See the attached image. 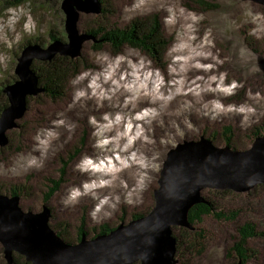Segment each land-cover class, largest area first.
I'll return each mask as SVG.
<instances>
[{
	"label": "rangeland",
	"instance_id": "1",
	"mask_svg": "<svg viewBox=\"0 0 264 264\" xmlns=\"http://www.w3.org/2000/svg\"><path fill=\"white\" fill-rule=\"evenodd\" d=\"M153 1L155 2L153 3ZM153 1L151 0L147 4L145 0H103V13L86 14L78 12L76 28L79 34L85 30L87 31V29L97 28V26L101 28L100 30L105 31L114 27L125 28L135 18L156 16L163 29L162 37L167 42L166 52L160 62L151 60L147 55L137 50L125 48L121 54L114 55L107 46L99 48L100 45L96 41H83L80 45L79 56L71 58L73 62H76L74 65L77 68V74L70 80L63 97L57 100H49L39 94L32 97L31 101L28 99L29 104L27 103L28 109L25 115L17 120V128L6 132L8 144L0 147V192L10 196L12 190L18 191L20 206L26 211L40 212L42 207L46 206L51 213L49 225L55 232H60L69 243L78 242L77 237L80 229L87 234H92L93 232H98L100 227L104 225L115 228L121 223H129L133 220V215L149 213L154 206L153 192L158 188L157 182L160 177V172H150L147 175L148 181L143 184V190L138 197L136 196L133 200H130V193L125 190L124 199H122L123 196L120 193L121 201L111 202L109 209L102 213H99L100 210L94 211V208L101 198L109 197L113 193V187L103 186L96 188V190L102 191V196L98 195L95 200L81 195L77 205L75 204V206L73 205L72 208H69L67 206L69 202L67 197L72 188H81L84 183L99 180H110L111 184L115 179V174H117V172H114L107 179L106 176L108 174L102 171L89 172L94 178L92 177L89 181L85 179L78 184L77 173L79 174V172H76L78 169L77 165L85 156L98 161L102 167L106 160L111 163L120 161V153L116 152L112 153V157L104 156L102 158L99 154L104 152V149H97L95 146L97 139L89 140L90 138H85L83 132L85 114L87 115L84 110L92 108V115H94L98 108L100 109L105 105V102L102 99L92 102L84 98L77 104L75 101L79 102V100L75 97V93L80 90L86 92L85 88L87 86L90 87L94 76L97 77L96 83L98 84L99 77L103 78L104 74L107 73L110 77L116 74L123 67L122 60H126L128 65L132 64L131 58L138 62L139 65L136 67H139V69L146 65L148 67L146 72L159 70L164 81L163 89L165 94L170 92L171 89L173 91V84L177 81L176 78L171 76L177 70L175 63L186 60L174 58L189 57L175 55L179 51L178 45L183 43L187 48L191 46L190 42L189 44L186 42L185 29L188 24L184 23L182 16H186V18L193 21L194 34L192 37L200 39L201 36L208 35V43L213 53H224L223 57L219 58L218 56L216 68L220 69L219 82L222 83L225 95L222 101L213 102V104H219V108L225 109L224 111L227 113L216 117L212 115L210 123L206 122L197 125L195 127L197 130L191 136L174 142L169 148L167 155L184 141L198 142L201 137L210 140L215 147L224 148L226 147V136L235 150L245 151L252 147L256 139L252 135L253 130L259 132L257 137L264 134V110L251 118H237L231 114L234 111L241 112L240 109L247 111L248 105L245 103L251 94L257 97L264 96V61H261L264 60V6L254 0ZM43 2L45 0H35L31 6L25 5L35 21L36 28L34 32L24 34L20 30V24H17L16 28L20 35L18 42L12 43L10 47H5L3 41H0V87L4 86L6 81H11L13 77L17 80L14 69L17 64V58L22 51L20 47L27 41H36V44L44 48L51 43L50 36L52 35L61 38L63 42H67L64 32L65 17L60 8L61 0H50V4L39 10L38 8ZM205 3L208 5H205ZM139 6L141 7L138 8ZM35 9L38 10V13L35 12ZM168 9H171L175 14V22L173 24L164 22V18L169 14ZM192 15L198 17V19L193 20ZM6 18V12H0V22H3ZM197 28L200 30L198 31ZM209 32L214 33L213 36H210ZM7 36L9 40L12 39V33H8ZM244 53L245 59L243 63L233 65L232 60ZM56 57L63 56L57 55L54 58ZM85 57L89 58L85 60ZM117 57L121 59L117 61ZM227 62H229L230 66L227 67V70H224L223 67ZM241 66H247L248 68L244 76H241ZM181 71L184 72L183 65L181 66ZM84 73H87V75L82 76ZM119 75L120 79L121 77L125 78V74ZM80 76L82 78L76 79ZM74 80L75 83H73ZM120 85L117 83L115 90H118ZM236 87L238 88L236 89ZM240 87L243 88L240 89ZM111 89L113 90V88ZM252 89L255 90L254 93L251 92ZM100 91H103V88ZM68 95L70 98L67 99ZM107 96L110 97V95ZM125 96L122 97L123 101ZM244 96L247 97L246 100L242 99ZM64 98H66L67 103H64ZM106 102L110 103L109 101ZM63 104L67 105L61 107ZM157 105L166 106L167 104L158 101ZM135 108L139 112L142 109H148L141 104L135 105ZM159 109L160 107L157 108L158 112ZM254 109L255 107H248L250 112ZM46 110H54L64 115V119L61 122L64 124L62 127L68 130L66 131L67 135L63 138L60 137L59 140L51 145L46 153L45 164L42 163L40 169H29L31 171L19 172L18 164L20 162L18 163V161L26 153L24 144L31 138L38 140L43 134H48V131H50L42 124V118ZM101 115L103 116L104 114L101 113ZM150 119L149 121L153 122V119ZM194 119L198 120L201 118L196 117ZM147 125L151 130L154 127V123ZM226 128L231 129L230 136L226 134ZM128 129L127 125L126 130ZM87 132L91 136L88 129ZM106 132L110 133V131ZM224 132L225 136L223 135ZM113 133L115 134V136H112L114 138L113 141L116 142L120 138L119 133H116L115 130H113ZM47 142L44 144L45 146ZM114 145H118V143ZM41 155H44L43 151ZM119 176H117V179L125 186L124 181L120 179L122 177ZM59 182L61 184L58 190L51 194L49 201L44 203L50 191L53 187L55 188V183ZM208 190L212 191L211 189H206L202 191V195L210 196L212 193L207 192ZM95 193L96 191L92 195L95 196ZM249 193L250 191L237 193L240 194L239 196L215 197V201H219L217 205L220 209L228 211L242 207L243 212L232 223L217 221L210 216L204 217L202 223L195 227V230L204 232L203 243H200L205 249L203 254L200 256L188 255L186 251H182L178 246L176 264H233V258L227 252L235 240V228L249 221L255 224L259 231L264 232V190L256 189L254 192ZM248 247L257 250V254L247 264H264V239L250 240ZM1 262L5 263L3 255L2 257L0 255V264Z\"/></svg>",
	"mask_w": 264,
	"mask_h": 264
},
{
	"label": "water",
	"instance_id": "2",
	"mask_svg": "<svg viewBox=\"0 0 264 264\" xmlns=\"http://www.w3.org/2000/svg\"><path fill=\"white\" fill-rule=\"evenodd\" d=\"M254 1L264 6V0ZM60 8L67 42L54 41L44 48L25 46L14 69L17 80L3 88L8 106L0 112V147L8 144L6 132L17 128V120L25 115L28 98L42 92L32 62L50 61L56 55L78 57L81 43L89 40L76 28L78 12L100 13L101 4L98 0H61ZM157 183L149 213L106 234L81 235L77 243L56 234L46 206L40 212L26 211L19 197L0 193V246L6 264L13 263L14 254L31 264H176L172 228H193L188 213L195 204L205 203L202 191L246 193L264 186V134L245 151L215 147L204 137L198 142L184 141L168 153Z\"/></svg>",
	"mask_w": 264,
	"mask_h": 264
},
{
	"label": "bare ground",
	"instance_id": "3",
	"mask_svg": "<svg viewBox=\"0 0 264 264\" xmlns=\"http://www.w3.org/2000/svg\"><path fill=\"white\" fill-rule=\"evenodd\" d=\"M153 1V0H152ZM151 0H145V3H149ZM155 1H153L154 3ZM139 6L138 8H140ZM120 14V13H119ZM125 15V14H124ZM181 19V18H180ZM179 19V20H180ZM182 19L184 23L188 24L186 25L185 34L187 36L186 42L191 44L190 47H185L183 49L179 48V51L175 53L176 56H189L184 61H178L175 63V67H177V70L172 77L176 78L177 81L173 84V88L175 90V87L177 86V82L179 81L180 84V92L174 94V97L171 101L166 102V106H158L157 102H150V97L148 96H140L139 99H137L134 103H130L127 106L124 105L122 97L124 95L130 96L131 93L124 91L122 85L126 84L131 80V74L133 67H136L138 62L134 59H132V64H126V60H122V68L114 75H111L110 79L104 81L103 78L99 77L98 84H100L99 88L93 89L92 87H86L85 88V95L81 98H78L79 102H76L77 104L80 103L81 100L84 98H87L91 100L92 102L95 100L97 102L99 99H102L105 102V105L102 108H98L94 115H92V108H86L84 110L85 113V121H84V127L83 132L85 135V138H90L89 140H96L97 137L93 134L96 128V125H94L90 118L95 119L97 122H102V115L103 114H115L117 112L123 113L126 116H130L132 113L139 112L138 109L135 108V105L141 104L144 105L146 108H159V115L156 116L153 119V122L149 121L148 123H145L144 121H137V120H131V128L126 130V126L129 124L128 120H122L118 124H116L111 130L110 133L103 132L101 135H106L109 137H112L115 134L113 133V130H115L116 133H125L126 135H135L136 132V124L141 125L142 132L139 136H136V138L132 141L130 145L127 146L125 151L122 152H116L120 153V161L116 162L113 161V165H119L120 170L116 171L117 174L114 177L115 179L111 182V186L107 187H113L114 191L112 194L109 195L108 203L104 204L100 208V212L106 211L110 207V203L114 201H121L120 199V193L122 194L123 198L125 197L126 193L125 190L129 191L130 200H133L134 197H138L142 190H143V184L147 183L148 177L147 175L151 172H160L163 164L165 162V158L167 155V152L169 148L172 146L174 142H177L180 139L188 138L191 136L197 129L195 128L200 123H210L212 115L219 116L223 115L227 112H225L223 108H216L213 102H220L223 100L225 91L222 89V83H220V69L216 68L217 65V58L224 56V53H213L212 48L210 47L208 43L209 36L204 35L199 38L192 37L194 34V26L193 21L189 18H186V16H182ZM200 28V27H199ZM198 29V31L201 29ZM244 32V31H242ZM204 33L207 34L206 31ZM214 33L209 32V35L213 36ZM191 37V39H190ZM218 37V36H217ZM204 53V55H196V53ZM193 54V55H192ZM215 54V55H214ZM216 56V57H215ZM133 57V56H129ZM89 57H85V60ZM245 59V53L237 56L235 60H232L233 65L236 63L242 64ZM251 59V58H249ZM116 65V62H115ZM174 65V64H173ZM183 65L184 72L181 71V66ZM229 62L223 67L224 70H227V67H229ZM241 76H244L245 73L248 71L247 66H241ZM148 70V67L145 65V67L140 68V71L146 72ZM119 74H125V78L120 79ZM139 74V73H137ZM183 79V80H182ZM112 80H116L117 83L120 85V88L118 90H115V85L111 84ZM182 80V81H181ZM164 87V86H163ZM163 87L160 88V92L165 94V91ZM103 88V91H100ZM113 88V90L111 89ZM238 87H236L237 89ZM243 87H240L242 89ZM173 90V91H174ZM171 89V92H173ZM243 91V90H242ZM254 89L251 90V92L254 93ZM113 92V93H112ZM93 93V94H91ZM99 93H103V95H98ZM110 95V98H103V96ZM250 95V94H249ZM67 99L70 98L68 95L66 97ZM66 98H64V103H67ZM242 99H247L246 96ZM71 100V99H70ZM90 101V102H91ZM109 101L110 103L106 102ZM72 102V100H71ZM162 102V101H161ZM248 107H255V109L250 112L248 111V107L246 108L247 111H241V112H232L231 114L236 116L237 118H243V117H253L264 110V96L257 97L253 96L251 94L246 103ZM67 104H63L61 107L66 106ZM100 112V113H99ZM69 113V112H68ZM67 113V114H68ZM94 116V117H93ZM200 117L201 119L195 120L194 118ZM66 118V117H65ZM64 119V115H61L60 113L54 111V110H46L45 114L42 118L43 125L46 129L50 130L48 132L53 133L54 135L49 134H43L40 139L31 138L29 141H27L24 144V149L26 150V153L23 157H21L18 161V171L19 172H28L31 171L29 169H40L42 163L45 164V158L46 153L48 149H50L51 145L54 144L57 140H59L60 137H64L67 135L66 129H64L62 126L61 120ZM149 120L150 118H146ZM152 119V118H151ZM150 119V120H151ZM60 121V122H59ZM154 123V127H152V130L149 128L147 124ZM69 124V123H68ZM117 128V129H116ZM87 129L90 131V135H88ZM117 130V131H116ZM39 140H45L47 142V145L40 144ZM123 145L125 143V140L122 138H119L116 142L113 141V143H110L108 145H105L103 147H100L97 149H104V152L98 153L102 158L104 156L112 157V153L114 151V144ZM26 146V148H25ZM42 151L44 155L42 156ZM135 154L134 159H129V156ZM122 157V158H121ZM35 159L36 163L32 166H28L27 162L31 159ZM121 161L123 164H121ZM155 163V164H154ZM127 165V166H124ZM78 170V169H77ZM79 183L83 180L89 181L92 176L89 172H81L77 171ZM75 173V172H74ZM90 174V175H89ZM120 175V176H119ZM122 175V176H121ZM117 176L122 177V179L125 183V186L120 183V181L117 179ZM107 179H109V175L106 176ZM108 189V188H106ZM95 196L92 195L93 192H95ZM126 191V192H127ZM119 196H115V195ZM125 194V195H124ZM102 196L101 190L93 189L88 194H84L82 196L84 197H91V200H95L97 196ZM118 197L117 200L115 199ZM80 199V196L77 197L74 201H69L67 206L69 208H72L73 205H77L78 200ZM115 199V200H113Z\"/></svg>",
	"mask_w": 264,
	"mask_h": 264
},
{
	"label": "trees",
	"instance_id": "4",
	"mask_svg": "<svg viewBox=\"0 0 264 264\" xmlns=\"http://www.w3.org/2000/svg\"><path fill=\"white\" fill-rule=\"evenodd\" d=\"M34 1L35 0H0V12L3 13L7 8H15L18 5L31 6ZM98 1L101 4L100 13H103V0ZM50 3V0H45V2H43V4H41L38 9L42 10L45 5ZM205 5L208 4L205 3ZM35 12L38 13V10H36ZM100 29L101 28L97 26V28L94 27L87 29V31L85 30L81 34L89 37V40L91 41H96L100 45L99 48L103 46L109 47L114 55H119L125 48H129L144 53L151 60L160 62L164 57L167 49V42L164 41L162 37L163 29L159 24L158 18L156 16L135 18L128 24V26H125V28L114 27L109 28L105 31ZM54 41L63 42L61 38L51 35L50 42ZM36 43V41L29 40L23 46H21L20 49H23L28 45H37ZM74 64H76V62H73L71 58L69 59V57L66 56L56 57L46 62L33 61L31 69L37 78L38 86L42 89V92L40 94L49 100H57L60 97L62 98L70 80L77 74V68ZM15 81L16 78L13 77L11 81H6L5 85L0 87V112L8 106V101L5 94L3 93V88ZM28 99L29 101H31L33 98L29 97ZM226 134L228 136L231 135L230 128H226ZM223 135L225 136V132L223 133ZM252 135L253 137H257L259 135V132L253 130ZM225 138L227 139L225 141L226 147L235 149L234 147H232V144H230L229 138L226 136ZM60 184L61 182L55 183V188L53 187V189L50 191L47 198L44 200V203L49 201V199L51 198V194L58 190ZM256 189L264 190V186H256L250 191V193L254 192V190ZM207 192L212 194H210V196H204L205 203L195 204L189 210L188 222L193 228L191 230L184 227L172 228V235L176 238L177 242L175 253L176 259L178 256V246L180 247V249H182V251H186V254L188 255L200 256L203 254L205 249L200 243H203L204 232L201 230H195V227L202 223L204 217L210 216L217 221L232 223L235 222L238 216L243 212L242 207L224 211L218 207L217 202L219 201H215V197L218 198V196H239L240 194L234 193L230 190H208ZM10 196L19 197V192L12 190L10 192ZM145 214L146 213L133 215L132 218L136 219ZM113 229L114 227L112 228L104 225L100 227L98 232H93L92 234H87L85 231L80 229L77 241H79L81 235H84L88 238H93L100 234L109 233ZM56 234L64 241H66L65 238H63L64 236H62L60 232L57 231ZM235 234V240L233 241L232 246L227 253L230 257L233 258V264H247L250 260L254 259L255 255L257 254V250L248 247V242L253 239H264V232L259 231L255 224L246 221L235 228ZM0 255L1 257L3 255L1 246ZM1 264H6V262H1ZM12 264L31 263L25 261L22 256L14 254Z\"/></svg>",
	"mask_w": 264,
	"mask_h": 264
},
{
	"label": "clouds",
	"instance_id": "5",
	"mask_svg": "<svg viewBox=\"0 0 264 264\" xmlns=\"http://www.w3.org/2000/svg\"><path fill=\"white\" fill-rule=\"evenodd\" d=\"M183 11V9H181ZM7 14V18L3 20V22H0V41H3L5 44V47H10L12 43L18 42L20 39L19 32L17 31L16 25L20 24V30L24 34H30L35 31L36 25L35 21L33 20L29 10L23 6L18 5L15 8H7L5 10ZM168 16L164 18V22L166 24H173L175 22V14L171 9H168ZM191 15V14H190ZM192 19L196 20L198 17L192 15ZM21 21H23L21 23ZM12 33V39L9 40L7 34ZM191 39V37H190ZM180 49H183L186 47L185 44L181 43L178 45ZM175 50V49H174ZM196 55H204V53L197 52ZM121 58L117 57L116 60L119 61ZM174 59H187V57L183 58H174ZM139 73V74H137ZM87 75V73L82 74ZM82 76L77 77L76 79L82 78ZM131 80L122 85L124 91L131 93L130 96H125L124 98V105L127 106L130 103H134L137 99H139L140 96H148L150 97V102L155 101H162L166 104V102L171 101L174 97V94L180 92V82H177V86L175 87L174 92H168L167 94L161 93L160 88L164 86V81L162 76L159 73V70L151 71V72H142L140 71L139 67H133L132 73H131ZM103 79L105 81L110 79L109 74H104ZM123 79V77H121ZM97 77L92 78V84L90 87L93 89L99 88L100 85L96 83ZM75 83V80L73 81ZM112 84L116 85L117 81L112 80ZM85 95V92L83 90L77 91L75 93V97H83ZM98 95H103V93H99ZM103 98L107 99L110 98L108 96H103ZM216 108H219L220 105L216 104ZM240 111H243V109H240ZM159 115V112L156 108H148V109H142L138 113H132L130 116H126L123 113L117 112L115 114H104L102 116V122H97L95 119L90 118V121L96 125L94 135L97 137L95 146L100 148L105 145H108L110 143H113L114 138L109 137L106 135H101L103 132L110 131L116 124H118L122 120H128V128H131V120H137V121H144L145 123H148L149 120L146 118H152L154 119L156 116ZM136 132L135 135H126L125 133H119V137L125 140V143L123 145H114V151L115 152H122L125 151L127 146L132 143V141L136 138V136H139L142 132L141 125L138 123L136 124ZM49 135H54L53 133L49 132ZM40 144H46L45 140H39ZM135 154H132L129 156V159H134ZM36 163L35 159H31L27 162L28 166H32ZM121 164L123 162L121 161ZM127 166V165H124ZM77 168L81 172H104L105 174L111 175L112 173L119 171L120 166L119 165H113L110 161H105L103 167L98 161L93 160L91 157L85 156L77 165ZM110 184V180H99L96 182H88L82 184L81 188H72L71 191L68 194L67 199L69 201H74L77 197L88 194L91 190L96 189L98 187L108 186ZM115 199L118 200V197ZM109 198L107 196L101 198L97 205L94 208V211H99L100 208L108 203Z\"/></svg>",
	"mask_w": 264,
	"mask_h": 264
}]
</instances>
